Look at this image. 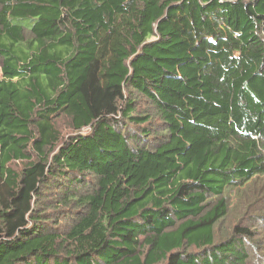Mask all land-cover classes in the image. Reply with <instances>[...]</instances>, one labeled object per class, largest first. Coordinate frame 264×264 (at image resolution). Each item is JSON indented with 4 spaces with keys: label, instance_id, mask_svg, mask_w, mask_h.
I'll return each instance as SVG.
<instances>
[{
    "label": "trees",
    "instance_id": "16d2710c",
    "mask_svg": "<svg viewBox=\"0 0 264 264\" xmlns=\"http://www.w3.org/2000/svg\"><path fill=\"white\" fill-rule=\"evenodd\" d=\"M259 181L264 0H0V264H250Z\"/></svg>",
    "mask_w": 264,
    "mask_h": 264
},
{
    "label": "rangeland",
    "instance_id": "374dc122",
    "mask_svg": "<svg viewBox=\"0 0 264 264\" xmlns=\"http://www.w3.org/2000/svg\"><path fill=\"white\" fill-rule=\"evenodd\" d=\"M144 105L150 107V105L146 102H144ZM60 127L64 133L68 132L70 130L69 125H68V120L62 119L60 121ZM247 190L248 191H247L244 199L239 198L236 194L232 193V195H231L232 205H231V209H230V214L228 215L227 218H225L222 221L220 226L223 225V228L221 229L220 234L217 235V239L225 236L226 234L228 235L233 230L234 226L238 223V221L241 220L240 215L245 210L244 204H246L252 198L260 197L262 199L264 197L263 181H261V182L259 181L256 184H253ZM258 238L262 239V233L258 236ZM254 255H255L256 260L252 261L250 264H258V263L260 264V260H263L261 262L264 263V257L262 256V255H264V251L262 254L261 253L258 254L257 252H255Z\"/></svg>",
    "mask_w": 264,
    "mask_h": 264
}]
</instances>
